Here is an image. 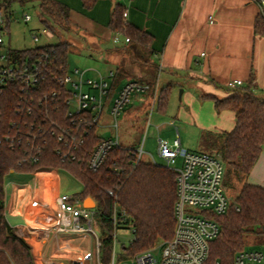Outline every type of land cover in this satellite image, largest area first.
I'll use <instances>...</instances> for the list:
<instances>
[{
  "label": "trees",
  "instance_id": "trees-1",
  "mask_svg": "<svg viewBox=\"0 0 264 264\" xmlns=\"http://www.w3.org/2000/svg\"><path fill=\"white\" fill-rule=\"evenodd\" d=\"M30 1H37L39 21L43 27H48L55 33L58 42L13 49V55L19 61L39 57L51 61L43 90L35 98L41 99L44 93L54 90L59 94L44 104L35 101L34 113L21 117L29 125L21 129L13 147L7 142L0 143V264H38L31 252V246L16 234L5 214V178L11 171L27 174L35 170L64 168L82 183V189L77 194L84 199L91 197L97 203V217L102 225V264H109L112 260L115 209L119 212L121 223L127 224L134 231V240L127 248V255L133 256L172 238L176 224V173L166 165L158 163L139 161L135 164V149L121 145L109 152L98 170L87 167V160L102 137L96 133L95 126H86L83 121L68 114L67 94L55 76H62L69 70L68 56L73 44L66 38L65 33L71 22V9L58 0H5L1 7L14 12L15 4L25 6ZM124 12L125 7L118 4L112 17L114 29L125 32L130 38L126 49L135 56H140L142 48L147 47L149 57L152 49L151 34L136 26L124 24ZM9 23L10 20L7 28ZM254 26L255 32L264 36V15L261 12L257 15ZM151 66L158 68L155 63ZM120 76H114L110 94L114 92ZM171 90L172 86L168 85L160 91L157 98L158 110L166 109ZM227 90L229 94L224 98L209 96L218 112L229 109L235 113V127L223 132L216 144V151L221 154L226 167L224 186L228 184L232 174L240 181L248 177L264 145V96L256 93L252 81L248 85ZM18 100L19 94L16 90L4 95L0 110L1 134L15 133L10 127L13 120L21 119L17 115ZM53 122L74 130L81 124L80 132L84 142L80 148L72 151L75 159L63 158L58 153L59 149L65 152L68 147L58 140L57 132L60 131ZM39 126L44 128L42 134ZM32 144L41 145L40 160L37 163L23 161ZM218 220L222 229L220 235L211 243L207 264H234L236 254L247 248L244 235L248 232H264V187L245 181L236 204L219 216ZM123 257L121 255L120 259Z\"/></svg>",
  "mask_w": 264,
  "mask_h": 264
},
{
  "label": "built area",
  "instance_id": "built-area-1",
  "mask_svg": "<svg viewBox=\"0 0 264 264\" xmlns=\"http://www.w3.org/2000/svg\"><path fill=\"white\" fill-rule=\"evenodd\" d=\"M5 0H0V28L6 26L8 20L14 19V12L1 7ZM260 12L264 15V0H255ZM124 16L127 13L124 12ZM29 13L23 14L24 22L31 21ZM16 20V19H15ZM5 30L0 31V110L1 101L8 92L13 90L19 94L17 115L21 118L25 114H33L36 107L35 101L40 104L47 103L50 98L58 96L59 92L54 90L51 93H44V97L36 99L35 95L43 90L51 63L47 58L25 59L19 61L14 57V48L4 38ZM48 39L55 38V33L48 27H42L38 33H32V40L39 42L40 37ZM121 35L115 34L112 38L115 44L121 42ZM130 38L126 37L128 43ZM47 45V44H45ZM56 76L62 88L67 94L66 104L70 116L83 121L84 125L92 127L100 122L105 100L111 92V82L115 72L110 71L107 77L99 75L97 78L86 76V70L75 68L68 70L62 76ZM243 85L241 79L229 80L226 83L227 89H236ZM149 87L137 80H128L122 85L117 95L113 98L110 114L115 118V127L118 128L117 118L125 108L131 104L133 95L145 92ZM51 96V97H49ZM74 104V107L72 105ZM60 132H57L58 140L63 141L68 147L67 151L58 150L63 158L75 159L72 152L80 148L84 142L81 124L77 129H69L52 123ZM28 122L15 119L11 122L10 129L15 130L1 134L0 143L7 142L14 146V141L21 134V129L26 128ZM33 128V124L31 125ZM31 128V129H32ZM42 134L44 128L39 126ZM38 136H34L35 138ZM116 146H120L117 139L102 138L91 152L87 167L91 170H98L109 152ZM158 155L164 160L165 165L176 173L177 202L175 204L176 224L172 238L159 242L155 246L140 251L133 256L127 255V248L134 240L133 228L122 224L118 210L113 214V252L109 264H207L210 258L211 243L221 233L219 216L225 214L232 206L227 197L224 180L226 167L219 152H197L185 147L177 136L172 142L158 139ZM145 153L143 144L139 150H134L135 164L143 161ZM41 145L32 144L30 151L23 161L37 163L40 160ZM180 161L179 167L175 164ZM151 163L157 162L153 159ZM56 169L35 170L30 174L32 184H24L16 189L19 193L26 191L25 200L32 211L33 224L28 225L30 233L34 238L43 240L42 246L35 250L34 257L37 262L43 264H62L57 260L59 252L73 254L70 258L73 263L83 264L94 259V253L89 244L80 253L69 242L67 237L94 236L96 240L98 264L100 262V249L102 245V225L97 217L96 207L85 205V199L77 193L53 194V190L59 184L54 172ZM41 183L46 186L42 188ZM6 191V186H5ZM112 194V192H109ZM12 215L13 212H12ZM8 218V217H7ZM122 230H130L133 238L129 246L122 244L121 252L118 253V234ZM30 245V244H29ZM91 245V244H90ZM125 257L120 259V256ZM119 257L120 260L117 258ZM264 252L255 248H245L235 256L234 264H262ZM215 264H219L216 262Z\"/></svg>",
  "mask_w": 264,
  "mask_h": 264
},
{
  "label": "crops",
  "instance_id": "crops-1",
  "mask_svg": "<svg viewBox=\"0 0 264 264\" xmlns=\"http://www.w3.org/2000/svg\"><path fill=\"white\" fill-rule=\"evenodd\" d=\"M118 4L123 5L127 13L124 24L151 34L152 49L149 57L143 59L147 66L132 65V60L128 62L116 53V50L128 46L125 32L115 30L112 25ZM80 5L84 13H81L77 22L80 26H76V29L87 61L109 67L106 74L93 69L98 74L89 77H107L110 71L121 75L114 92L105 100L100 119L110 114L113 98L128 80H137L149 87L143 93L134 94V103L129 104L136 120L144 116L150 107L155 109L158 94L164 87H183L182 92L189 107L185 108L186 104L180 106L178 117L189 119L190 123L199 121L200 128L214 130L219 135L235 127V113L229 109L218 112L209 96L226 97L229 94L226 83L233 79H241L243 85L252 81L256 93L264 96V36L255 32V19L260 12L255 0H79ZM69 7L73 21V11ZM82 30L90 35L89 39L83 38ZM115 34L122 37L119 44L112 40ZM137 56L142 60L141 55ZM123 63V68L119 70ZM152 63L157 64L158 68L152 67ZM126 70L132 77L126 76ZM137 102L139 104L136 106ZM202 111L208 113L207 118ZM176 133L181 143L189 148L179 129H176ZM143 148L145 150V142ZM53 175L60 180L58 170ZM245 181L264 187V145ZM18 186L14 185L9 196L6 188L7 217L8 220L10 216L23 220V224L12 226L30 244L35 257V250L42 246L43 240L34 238L28 229V225L33 224V214L24 198L26 191L19 193L16 189ZM57 187L53 190L55 195L60 193ZM65 241L80 253L91 243V238L67 237ZM69 261L74 264L71 258Z\"/></svg>",
  "mask_w": 264,
  "mask_h": 264
},
{
  "label": "rangeland",
  "instance_id": "rangeland-1",
  "mask_svg": "<svg viewBox=\"0 0 264 264\" xmlns=\"http://www.w3.org/2000/svg\"><path fill=\"white\" fill-rule=\"evenodd\" d=\"M60 1V0H59ZM62 2L67 3L71 6L73 11V21L68 25V31L65 33V36L68 40L72 42V51L68 56V66L70 70L75 68H79L80 70L88 71L86 76H97L98 72L93 70H100L103 74L107 73L108 65L103 64L100 65L96 62L87 61L86 54L82 49L81 38L79 37V31L76 29V26H80L79 17H81V13H84L80 10L81 5L79 6V0H61ZM14 19L6 26H1L5 33L4 38L6 42L14 49H25L34 47L37 45H45V44H53L58 42V38L48 39L45 36H41L39 42H34L32 40V33H38L43 27L38 18V3L37 1L29 2L25 6H21L20 4L14 5ZM29 13L32 16L31 21L24 22L23 14ZM152 18V15H150ZM16 19V20H15ZM74 22V23H73ZM83 38L90 37L89 34H86L82 30ZM122 48V47H121ZM116 50V53L122 55V57L129 62L132 60V65L135 66H147V62L143 61L148 58V49L147 47H143L140 51L142 56V60L138 59V56H135L129 49ZM124 62V61H123ZM125 63V62H124ZM124 63L119 66V70H121L124 66ZM127 71V70H126ZM127 77H132V74L127 71ZM183 87L173 88L170 98L168 100V104L164 111L158 110V104L156 103L155 109L150 107L146 110L145 115L141 116L140 119L136 120L135 113H133V109L130 107L127 108V111H123L122 114L117 118L118 128L115 127V118L111 114L104 115L99 124L96 127V133L102 138H112L119 140V144L125 148H133L139 150L142 144L145 142V153L143 154V161L151 162L153 159L160 165H165L164 160L158 155L157 152V141L158 138L161 137L166 140H171L178 136L176 133V129H179L180 134L183 138H185L189 144V150L197 151V152H216V144L219 142L221 138L217 132L210 129L200 128L199 121H193L190 123L189 119L186 120L184 118L180 119L178 117V110L180 106H184L185 108L189 107L187 105L184 93L182 92ZM160 93V92H159ZM133 95V99H134ZM159 96V94H158ZM132 103L133 100H132ZM136 106L139 104L135 103ZM183 104V105H182ZM74 107V104L72 105ZM126 109V108H125ZM107 109L105 110L106 113ZM126 112V113H125ZM206 118L208 116L207 112ZM174 123L173 125L171 123ZM191 148V149H190ZM181 164L180 161H177L175 164L176 167H179ZM57 170V169H56ZM58 172L60 174V183L58 184L57 190L62 193L75 194L81 191L82 183L68 170L64 168H59ZM32 182V176L30 174L20 173L11 171L5 178V186L9 192L13 189L14 185H24L26 183ZM245 180L240 181L235 178L232 174L227 185H225V191L227 197L229 199V203L231 205H235L237 201V196L242 189L243 183ZM7 199V196H6ZM9 200V197H8ZM10 203V202H9ZM8 203V204H9ZM5 214L7 216L6 205H5ZM9 222L11 225L23 224V220L19 218H14L10 216ZM15 230V228H14ZM16 232V231H15ZM17 234V232H16ZM92 237L91 249L94 253V259L91 261H86L83 264H98V260L96 257L97 246L96 240L94 236ZM133 238V234L130 230H122L118 234V245L117 251L121 252L122 244L126 246L130 245V242ZM244 243L247 248H255L262 250L264 252V232H248L244 235ZM57 260H61L63 264H71L69 258L73 256V254H66L63 252H59ZM125 257V256H124ZM123 257V258H124ZM118 260L119 257L117 258ZM38 264H43L40 261ZM264 264V261L263 263Z\"/></svg>",
  "mask_w": 264,
  "mask_h": 264
},
{
  "label": "water",
  "instance_id": "water-1",
  "mask_svg": "<svg viewBox=\"0 0 264 264\" xmlns=\"http://www.w3.org/2000/svg\"><path fill=\"white\" fill-rule=\"evenodd\" d=\"M85 205L90 206V207H95L96 203L93 200V198L88 197V198L85 199Z\"/></svg>",
  "mask_w": 264,
  "mask_h": 264
},
{
  "label": "bare ground",
  "instance_id": "bare-ground-1",
  "mask_svg": "<svg viewBox=\"0 0 264 264\" xmlns=\"http://www.w3.org/2000/svg\"><path fill=\"white\" fill-rule=\"evenodd\" d=\"M41 185H42V188L44 189V188H45V187H44L45 185H44L43 183H41Z\"/></svg>",
  "mask_w": 264,
  "mask_h": 264
}]
</instances>
